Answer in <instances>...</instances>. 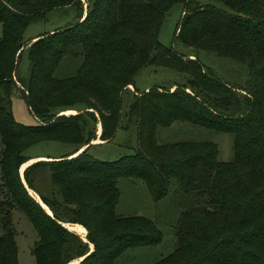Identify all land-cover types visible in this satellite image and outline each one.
I'll return each mask as SVG.
<instances>
[{"label": "trees", "instance_id": "obj_1", "mask_svg": "<svg viewBox=\"0 0 264 264\" xmlns=\"http://www.w3.org/2000/svg\"><path fill=\"white\" fill-rule=\"evenodd\" d=\"M84 1L81 19L78 0H0V264H17L13 209L36 234L35 264L80 258L77 264H114L127 250L158 245L153 221L115 213L119 179L139 181L154 203L180 197L173 249L151 264H264V0ZM176 4L182 10L172 40L189 49L187 55L157 41L164 15ZM69 7L72 24L26 47L29 24ZM24 49L28 70L19 78L15 66ZM198 51L244 66L246 80L222 82L199 63ZM64 59L79 64L73 75L57 78ZM147 69L180 80L139 89ZM15 91L36 125L14 121ZM175 122L229 134L230 160L217 161L210 142L157 144V129ZM97 124L100 142L120 129L134 140L133 151L113 161L93 159L87 151ZM46 141L69 145L72 153L25 167L23 185L24 150ZM62 224L81 226L85 242Z\"/></svg>", "mask_w": 264, "mask_h": 264}, {"label": "rangeland", "instance_id": "obj_2", "mask_svg": "<svg viewBox=\"0 0 264 264\" xmlns=\"http://www.w3.org/2000/svg\"><path fill=\"white\" fill-rule=\"evenodd\" d=\"M194 1L201 5L209 3V0ZM78 2V7L81 12H83V4L85 1L82 0L80 2L78 0ZM181 10V5L176 4L167 11L159 27L157 41L164 47H172L175 52L187 55L191 53V51L172 40L175 26L181 16ZM74 17L75 9L73 7L51 10L46 13L44 20L33 22L27 26L23 33L22 41L27 47L28 43H31L33 37L62 29L72 24L75 21ZM196 57L203 67L212 69L222 82L230 84L231 86H240L246 80V69L238 63L203 51H198ZM190 59L193 58L190 57ZM78 64L79 62L76 59L62 60L55 71V77L64 78L73 75ZM27 70L28 61L24 49L16 62L15 77H26ZM166 80H169L168 82H178L180 76L167 71H156L155 74L152 69H147L141 74L136 84L137 87L141 89L150 85L153 81L166 82ZM16 87L18 88V84H16ZM128 89L131 90V87L129 86ZM10 110L15 122L23 126H34L37 124V121L29 113L24 102L17 96L16 91L11 97ZM64 114L68 115L71 114V112H65ZM98 133L99 124L95 126V139L90 142L93 146L87 151L95 160L113 161L121 156L130 154L135 147L134 140L123 130H116L112 140L107 143L98 140ZM178 141L210 142L215 144L218 151L216 159L219 162H226L230 160L232 156V138L229 134L218 133L192 124L177 122L169 127L157 129V144H167ZM72 150L73 148L69 145L46 141L27 148L24 150L23 156L27 158L36 156L58 158L71 154ZM42 159L44 158L26 162L20 167V173L18 174L21 175L23 169L29 164ZM117 187L119 190V197L115 206V213L124 216L138 215L153 221L161 233V242L153 247L127 250L114 262V264H151L168 255L173 249L174 238L172 226L180 209V200L177 199L180 197L169 194L161 201L154 203L149 197L145 187L139 181L119 179L117 181ZM27 193H29L31 198L39 201L34 193L31 191ZM10 221L14 234L13 240L17 250V264H35L31 255V249L36 242V234L30 223L21 212L15 209L10 211ZM65 225H67L68 228L69 224ZM90 248L88 246V249Z\"/></svg>", "mask_w": 264, "mask_h": 264}, {"label": "water", "instance_id": "obj_3", "mask_svg": "<svg viewBox=\"0 0 264 264\" xmlns=\"http://www.w3.org/2000/svg\"><path fill=\"white\" fill-rule=\"evenodd\" d=\"M64 114V113H63ZM99 130H100V126H99ZM87 146H84V147H82L81 149H79L74 155H72L70 158H72V157H75L76 155H78L79 153H81L85 148H86ZM37 161H45V160H37ZM51 161V159H49L48 161H46V162H50ZM34 163V162H33ZM32 164V163H31ZM30 165V164H29ZM28 165V166H29ZM27 167V166H26ZM19 173V172H18ZM19 177H20V179H21V183L24 185V183H23V181H22V174L21 175H19ZM30 196V195H29ZM37 202V201H36ZM38 204H39V202H37ZM41 203V202H40ZM42 204V203H41ZM40 205V204H39ZM44 206V205H43ZM40 207L42 208V206L40 205ZM43 209V208H42ZM44 210V209H43ZM45 211V210H44ZM49 212V211H48ZM45 213L47 214V215H49L50 216V213H47L46 211H45ZM62 227H64L63 226V224L61 225ZM65 228V227H64ZM66 229V228H65ZM69 231V230H68ZM81 240L82 241H84L85 242V240H84V238H81ZM91 249H92V247L90 248V251H91ZM82 258H80V259H78V261L77 262H75V264H77L80 260H81ZM71 263V262H70ZM69 264V263H68Z\"/></svg>", "mask_w": 264, "mask_h": 264}, {"label": "bare ground", "instance_id": "obj_4", "mask_svg": "<svg viewBox=\"0 0 264 264\" xmlns=\"http://www.w3.org/2000/svg\"><path fill=\"white\" fill-rule=\"evenodd\" d=\"M42 160H45V161H48V160H46V159H42ZM39 202V204L45 209V211L47 212V213H49L48 212V210H47V208L45 207V206H43L41 203H40V201H38ZM63 226L65 227V228H67V225H65V224H63ZM67 229H69L70 231H73V232H75L76 234H81L80 236L83 238L84 237V235H83V228L82 227H80V226H78V225H68V228ZM72 264V263H71ZM73 264H75V263H73Z\"/></svg>", "mask_w": 264, "mask_h": 264}, {"label": "crops", "instance_id": "obj_5", "mask_svg": "<svg viewBox=\"0 0 264 264\" xmlns=\"http://www.w3.org/2000/svg\"><path fill=\"white\" fill-rule=\"evenodd\" d=\"M80 2L82 1V0H79ZM84 5V7H83V12H81V19L84 17V14H85V8H86V4L84 3L83 4ZM70 8V7H69ZM38 36V35H37ZM36 37V36H35ZM35 37H33L32 39H31V42L32 41H34L33 39L35 38ZM99 133H100V130H99ZM99 133L97 134V136L99 135ZM100 143V142H99ZM39 158H44V159H47L48 157H41V156H36V157H30L29 158V160L31 161H35L36 159H39ZM28 160V161H29ZM49 160V159H48ZM36 201V200H35ZM81 227V226H80ZM75 233V232H74ZM79 234H77V236H78ZM81 235V234H80ZM84 237H85V234H84ZM83 237V238H84ZM81 238V237H80Z\"/></svg>", "mask_w": 264, "mask_h": 264}]
</instances>
